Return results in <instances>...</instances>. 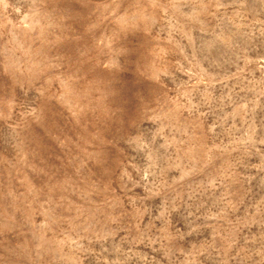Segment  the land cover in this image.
<instances>
[{"label": "rangeland", "instance_id": "obj_1", "mask_svg": "<svg viewBox=\"0 0 264 264\" xmlns=\"http://www.w3.org/2000/svg\"><path fill=\"white\" fill-rule=\"evenodd\" d=\"M0 264H264V0H0Z\"/></svg>", "mask_w": 264, "mask_h": 264}]
</instances>
